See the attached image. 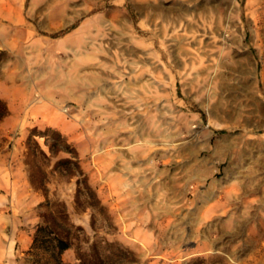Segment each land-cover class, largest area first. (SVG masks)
<instances>
[{
	"label": "rangeland",
	"instance_id": "1",
	"mask_svg": "<svg viewBox=\"0 0 264 264\" xmlns=\"http://www.w3.org/2000/svg\"><path fill=\"white\" fill-rule=\"evenodd\" d=\"M7 1L0 98L27 115L0 125V264H54L48 214L61 264H264V0Z\"/></svg>",
	"mask_w": 264,
	"mask_h": 264
},
{
	"label": "trees",
	"instance_id": "2",
	"mask_svg": "<svg viewBox=\"0 0 264 264\" xmlns=\"http://www.w3.org/2000/svg\"><path fill=\"white\" fill-rule=\"evenodd\" d=\"M7 115V105L0 98V123ZM35 136L45 138V143L49 146L50 152H53V149H63L66 151L69 149V145L62 140L59 132L52 129L39 132L37 129H34L28 136L26 143L28 150L35 152L36 155L46 157L45 153L39 150V146L34 140ZM60 163L59 165L66 163H69L71 166L77 165L76 162L73 163L71 161H62ZM27 165L29 166V163H27ZM29 183L35 190H40L44 187L42 180L36 179L32 175L29 176ZM70 246L71 242L69 240L68 229L61 224L56 215L48 214L42 217V223L36 229L30 254L38 258L42 255H48L47 259L53 260L54 264H61L60 256L65 250L69 249ZM92 264H102V260H96Z\"/></svg>",
	"mask_w": 264,
	"mask_h": 264
},
{
	"label": "crops",
	"instance_id": "3",
	"mask_svg": "<svg viewBox=\"0 0 264 264\" xmlns=\"http://www.w3.org/2000/svg\"><path fill=\"white\" fill-rule=\"evenodd\" d=\"M8 1L7 0H0V7L1 9H6ZM5 11V12H4ZM0 12V23L4 22L6 26L13 27V26H23L24 22V16L23 13L20 11L19 5L17 6V9L14 13L8 12L7 10H4ZM28 33H31V30H27ZM4 102L7 105L8 108V115L2 120L0 123H7V124H16L22 123V118H24L26 112H24V109L26 104L21 100L20 98L11 97L8 96L7 98H4ZM32 113V112H31ZM36 113V112H35ZM14 174L10 170V167L8 165L0 166V180H2L3 183H0V188L2 187H8V188H15V181L13 180ZM31 186V185H30Z\"/></svg>",
	"mask_w": 264,
	"mask_h": 264
}]
</instances>
